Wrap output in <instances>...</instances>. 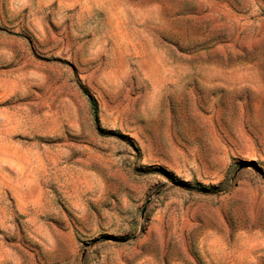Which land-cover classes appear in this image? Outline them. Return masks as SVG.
Here are the masks:
<instances>
[{
	"label": "rangeland",
	"instance_id": "obj_1",
	"mask_svg": "<svg viewBox=\"0 0 264 264\" xmlns=\"http://www.w3.org/2000/svg\"><path fill=\"white\" fill-rule=\"evenodd\" d=\"M0 264H264V0H0Z\"/></svg>",
	"mask_w": 264,
	"mask_h": 264
},
{
	"label": "trees",
	"instance_id": "obj_2",
	"mask_svg": "<svg viewBox=\"0 0 264 264\" xmlns=\"http://www.w3.org/2000/svg\"><path fill=\"white\" fill-rule=\"evenodd\" d=\"M83 93L85 94V97H86L87 102L89 104L90 111H91V114L93 116L94 122H95V124L97 126V129H99V127H98V116H97V103H96V100L88 92L84 91Z\"/></svg>",
	"mask_w": 264,
	"mask_h": 264
}]
</instances>
